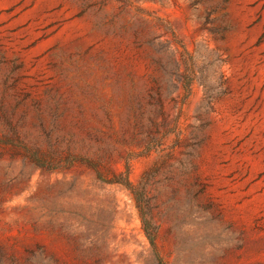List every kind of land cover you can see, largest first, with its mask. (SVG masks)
Returning a JSON list of instances; mask_svg holds the SVG:
<instances>
[{"label":"rangeland","instance_id":"obj_1","mask_svg":"<svg viewBox=\"0 0 264 264\" xmlns=\"http://www.w3.org/2000/svg\"><path fill=\"white\" fill-rule=\"evenodd\" d=\"M126 167L162 264H264V0H0V264H159Z\"/></svg>","mask_w":264,"mask_h":264},{"label":"trees","instance_id":"obj_2","mask_svg":"<svg viewBox=\"0 0 264 264\" xmlns=\"http://www.w3.org/2000/svg\"><path fill=\"white\" fill-rule=\"evenodd\" d=\"M39 167H43V166H39ZM128 175H129L128 167H126V170L124 172H120L114 175L113 178L107 180H104L102 175L100 173H97V177L99 180L107 184H118L124 187L133 195L136 201L141 203L139 204L140 205L139 209H140L141 222H142V228L144 234L149 242L152 251L154 252L155 259L158 261L159 264H162V260L156 249L157 232L155 227L152 225L151 221L147 218L144 190L142 188L141 189L136 188L134 185H132Z\"/></svg>","mask_w":264,"mask_h":264}]
</instances>
